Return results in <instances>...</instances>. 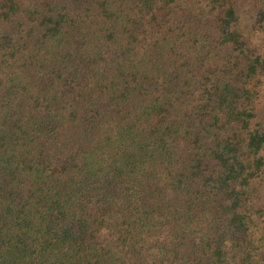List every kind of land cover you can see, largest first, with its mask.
I'll return each instance as SVG.
<instances>
[{"label":"trees","instance_id":"trees-1","mask_svg":"<svg viewBox=\"0 0 264 264\" xmlns=\"http://www.w3.org/2000/svg\"><path fill=\"white\" fill-rule=\"evenodd\" d=\"M259 32L264 0H0V264H264Z\"/></svg>","mask_w":264,"mask_h":264},{"label":"rangeland","instance_id":"rangeland-1","mask_svg":"<svg viewBox=\"0 0 264 264\" xmlns=\"http://www.w3.org/2000/svg\"><path fill=\"white\" fill-rule=\"evenodd\" d=\"M249 7H250V4L246 3V5H244V8L242 9L240 13L243 16H247L250 13ZM252 36L256 41H258V43L261 45L262 50L264 52V33L262 34L260 32L257 34L252 33ZM256 127H259V128L261 127L264 130V94L262 97L261 105L259 106V109H258V118L256 120ZM259 193L261 194V196L264 197V180H263V184H261L260 186Z\"/></svg>","mask_w":264,"mask_h":264}]
</instances>
